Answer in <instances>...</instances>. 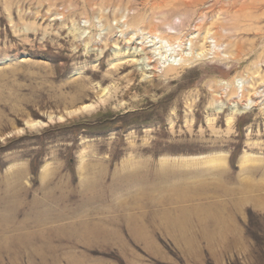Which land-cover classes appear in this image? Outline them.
<instances>
[{
	"label": "rangeland",
	"instance_id": "rangeland-1",
	"mask_svg": "<svg viewBox=\"0 0 264 264\" xmlns=\"http://www.w3.org/2000/svg\"><path fill=\"white\" fill-rule=\"evenodd\" d=\"M0 264H264V0H0Z\"/></svg>",
	"mask_w": 264,
	"mask_h": 264
},
{
	"label": "bare ground",
	"instance_id": "bare-ground-1",
	"mask_svg": "<svg viewBox=\"0 0 264 264\" xmlns=\"http://www.w3.org/2000/svg\"><path fill=\"white\" fill-rule=\"evenodd\" d=\"M210 29L209 30H205V33H206V36L203 38V42L205 43V41H207L208 40V36H209V34L211 35V33H210ZM134 33V32H133ZM135 34V33H134ZM220 34V33H219ZM134 36H137V35H134ZM146 38H147V40H146V42H143V43H141V44H145L146 46H148L147 44H150L148 47H146V49L147 48H151L153 51H152V53L154 54L153 56V59H147V60H149V64H151V66H152V64H153V62L155 61V60H159V62H158V64H159V66H161V68H163V67H166V65L167 64H169V62L170 61H166V62H168V63H164V62H162L163 60V58H164V55L165 54H161V51L162 52H164L163 51V49H162V47H164V49L165 48H168V47H170V48H172V46L169 44V42L168 41H163V40H161L160 38H158V37H154V36H150V35H146ZM142 40H143V38H142ZM215 40V39H214ZM131 41H133V39L131 38L130 39V41L127 43L128 45L131 43ZM133 43V42H132ZM139 43V42H138ZM204 43H202V45H199V47H198V51H203V53H201V54H204L205 52L204 51H206V48H205V45H204ZM168 46H167V45ZM137 46V45H136ZM130 47V46H129ZM178 47V46H177ZM188 48H186V50H187ZM189 50V49H188ZM191 50H192V48H191ZM196 50V49H195ZM194 50V51H195ZM144 51V50H143ZM194 51H192V52H194ZM151 52V51H150ZM191 52V51H190ZM191 52V54H193ZM196 52V51H195ZM140 53V55H141V50H137V55ZM183 53V52H182ZM189 54V53H188ZM200 54V55H201ZM149 55V54H148ZM199 55V54H198ZM197 55V56H198ZM204 55H206V53L204 54ZM166 56V55H165ZM171 56V55H170ZM184 56H186V55H184ZM184 56L183 55H179L178 54V56H177V58L175 57V59H178V57H181L180 59H179V61L181 62V60H183L184 59ZM193 56V55H192ZM191 56V57H192ZM151 57V56H150ZM158 57H159V59H158ZM173 58H174V56H172ZM172 58V59H173ZM194 58V57H193ZM196 58V57H195ZM205 58H207V57H205ZM165 60H166V58H164ZM175 59H174V61H175ZM185 59H187V58H185ZM185 59H184V62H185ZM191 59V58H190ZM189 59V60H190ZM201 60V59H200ZM177 61V60H176ZM138 62H140V61H138L137 60V63ZM169 65H171V64H169ZM148 66V65H147ZM146 67V66H145ZM150 69H154V68H157V67H155V66H153V67H150V66H148ZM247 106V105H246ZM88 109H90V108H88ZM85 110V109H84ZM77 112V111H76Z\"/></svg>",
	"mask_w": 264,
	"mask_h": 264
}]
</instances>
